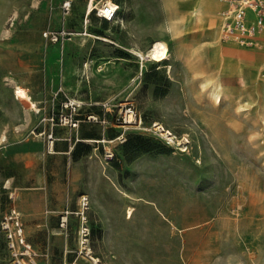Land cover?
Returning a JSON list of instances; mask_svg holds the SVG:
<instances>
[{"label":"rangeland","instance_id":"1","mask_svg":"<svg viewBox=\"0 0 264 264\" xmlns=\"http://www.w3.org/2000/svg\"><path fill=\"white\" fill-rule=\"evenodd\" d=\"M118 1L115 19L104 26L110 33L106 38L115 42L110 46L79 29L64 30L66 34L57 41L43 32L32 35V29L41 24L36 0H0V118L7 110L8 119L25 125L17 133H1L0 146L14 134L35 136L48 127L45 116L59 111L67 98H74L81 103V119L93 112L107 123L90 125L82 120L73 129L91 131L98 140L125 134L124 142L90 140L88 150L97 146L95 152L106 166L116 169L123 188L147 193L146 198L155 200L183 225L181 241L174 237L166 242L130 244L133 252L112 264H264V40H239L238 31L219 36L225 46L236 45L240 55L233 64L244 62L245 85H239L233 70L223 73V82L234 93L216 110L198 87L199 79L214 76L217 65L208 51L207 27L182 28L183 16L172 33L165 27L162 0ZM59 30L63 29L55 31ZM235 36L239 39L233 41ZM157 39L167 44L168 59L160 62L145 56ZM88 44L92 48L82 58ZM194 47L200 48V56L190 55ZM71 61L81 65L79 74L84 80H76V72L71 74ZM107 61L113 67L102 69ZM17 86L37 101L35 105L30 108L15 98ZM125 105H131L139 117L132 127L125 128L116 120ZM159 126L177 141L168 144L157 132ZM58 127L64 126L54 127V137L63 135L55 133ZM38 136L46 145V137ZM182 139L188 143L184 145ZM104 146L113 153L109 161L102 157ZM46 150L51 152L47 146ZM14 173L11 164L0 158V219L12 211V197L2 180ZM30 245L39 264L66 262L60 253L46 256L45 249ZM0 264H14L2 231Z\"/></svg>","mask_w":264,"mask_h":264},{"label":"crops","instance_id":"2","mask_svg":"<svg viewBox=\"0 0 264 264\" xmlns=\"http://www.w3.org/2000/svg\"><path fill=\"white\" fill-rule=\"evenodd\" d=\"M65 1H69L71 7L67 12L62 7ZM88 1L36 0L40 5L38 19L41 24L32 29V35L58 29L68 32L79 29L82 34L106 40L110 46L115 45V42L106 38L110 33L104 30V26L112 21L100 19L93 12L87 13ZM113 2L118 6L120 4L118 0ZM162 2L165 27L174 33L182 16L190 10L192 0ZM91 48L92 44H88L84 52L81 51V57L87 56ZM104 65L102 69L113 67L109 61ZM70 68L71 74L76 72V80H84L79 74L81 65H74L71 61ZM27 96L31 101L29 93ZM31 102L35 105L37 101L33 99ZM35 109L33 107L31 110L38 112ZM4 112L1 115L3 118H0V134L8 131L17 133L24 128L22 121L16 124L12 118L8 119L11 114L7 110ZM89 124L83 123V126ZM57 132L63 135L59 137L56 134L51 152L45 151V140L38 135L21 138L14 134L0 146L1 160L9 162L15 170L14 175L3 178L2 186L11 195V209L20 213L18 220L27 241L33 247L45 249L46 256L60 253L66 262L72 261L77 248L78 229L82 223L79 216L71 213L68 214L67 226L60 227L59 217L65 211H78L84 196L88 200L85 224L90 229L91 248L94 255L107 264L116 262L121 255L132 251L135 247L131 249L130 244L166 242L168 238L174 237L182 240L183 235L179 234L183 230L182 224L172 220L168 211L157 206L155 200L146 198L147 193L129 186L123 188L118 172L112 165L103 163L95 152L97 148L94 147L92 152L88 150L87 142L96 140L91 131L58 127L55 128ZM127 210L131 211L130 215L126 214ZM76 261L85 264L82 259L77 258Z\"/></svg>","mask_w":264,"mask_h":264},{"label":"built area","instance_id":"3","mask_svg":"<svg viewBox=\"0 0 264 264\" xmlns=\"http://www.w3.org/2000/svg\"><path fill=\"white\" fill-rule=\"evenodd\" d=\"M90 1V0H89ZM104 10L107 13L102 17L98 8H92L91 11L94 14L105 21H112L115 19L118 11V5L112 0H102ZM225 3V8L221 12L222 24L220 27L221 36L223 38L228 37L232 32L237 29L240 37L245 38L249 43L257 39L258 35L264 30V0H221ZM65 12L70 8V2L65 1L62 4ZM249 12L250 20L245 23ZM64 30L59 31H44L43 35L49 38L51 41H57L60 37L65 35ZM85 66V64H84ZM80 101L74 98H67L63 103L59 111H52L50 114L43 118L47 122L48 127L39 132L36 135H44L46 137V146L48 151L53 150L55 141L54 127L56 125L76 128L79 126L82 120L90 123H107L106 118L99 116L96 113H87L83 119L79 114ZM118 124L127 128L136 125L139 122V117L131 105H125L122 107L118 116L116 117ZM157 132L164 137L168 144L177 141L174 134L169 130L164 129L162 126L157 127ZM113 140L120 142L125 141V134L120 133L115 139H101L94 140L95 143L107 142L111 143ZM183 144L186 145L188 141L182 139ZM97 148V146H95ZM106 161H109L113 157V153L108 146L103 148V156ZM88 208V200L84 196L81 198L80 209L76 212H63L59 217V226L66 227L68 221V214H75L79 216L81 225L78 229V242L77 248L74 251L75 258L72 261L65 262L64 264H78L77 258L82 259L85 264H105L94 255L90 244V229L85 224L87 221L86 209ZM18 212L12 210L10 214L3 215L0 219V231L3 232L6 247L10 252V256L13 259L14 264H39L38 256L31 249L30 243L27 241L22 225L18 220Z\"/></svg>","mask_w":264,"mask_h":264},{"label":"bare ground","instance_id":"4","mask_svg":"<svg viewBox=\"0 0 264 264\" xmlns=\"http://www.w3.org/2000/svg\"><path fill=\"white\" fill-rule=\"evenodd\" d=\"M220 2L223 3L221 0ZM221 3H219L217 0H192V6L190 10L187 13H185V15H183L186 16V19L183 21V27H182L185 28L187 26H190V28H193V27L205 26L208 29V33L211 35V39L208 42L211 45L208 51L211 52L210 55L212 57L216 58L217 61L216 70L214 76L199 79L198 87L200 91L203 92L204 96L212 102V106L216 110L220 108V104L222 100L228 98L230 95L234 93L232 88H230L228 85H226L223 82L221 78V75L223 73L233 70L235 73L238 74L239 85L240 86L245 85L244 67H243L244 62L237 61L238 63L236 65L233 64L236 62L233 60L237 56L239 57L240 55L239 51L235 49L236 45L231 43L232 46L231 45L225 46L222 40H220L219 38V36L221 37V34L219 32L222 24V17L221 15H219L222 9ZM92 8H98L99 13L100 15H102V17H104V15L107 13V11L104 10V5L102 0L100 2H95L94 0H90L86 5V11L90 13ZM249 20H250V16L248 12L245 23L247 24ZM235 32H237V29H235L232 33ZM182 34L183 33H181L180 35ZM238 39H239L238 36L233 37V41L234 40L236 41ZM242 39L243 38H240L239 40ZM256 40L263 41L264 34H261L260 38L257 37ZM178 41L181 42V38H179ZM134 54L143 57L142 53H140L139 51H134ZM190 55L200 56V48L199 47L192 48ZM145 56L148 57L149 60L157 61V62H160L164 59H168L166 42L161 39H157L150 46ZM261 73H264V70H262ZM16 88H17L15 92L16 97L22 100L23 105L31 108V106H33L31 101L25 103V101L28 99L25 90L23 88H20L19 86H17ZM255 89L257 90V86H255ZM248 137L251 138V134L248 135ZM0 139L4 140V137H0ZM238 206L240 205L238 204ZM130 213H131L130 210L126 211L127 215H130ZM18 214L20 213L18 212Z\"/></svg>","mask_w":264,"mask_h":264},{"label":"trees","instance_id":"5","mask_svg":"<svg viewBox=\"0 0 264 264\" xmlns=\"http://www.w3.org/2000/svg\"><path fill=\"white\" fill-rule=\"evenodd\" d=\"M108 22V21H107Z\"/></svg>","mask_w":264,"mask_h":264}]
</instances>
